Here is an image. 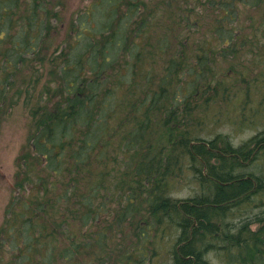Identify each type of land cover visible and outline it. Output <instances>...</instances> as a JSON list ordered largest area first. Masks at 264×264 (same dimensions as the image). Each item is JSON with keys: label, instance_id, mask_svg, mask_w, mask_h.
Instances as JSON below:
<instances>
[{"label": "trees", "instance_id": "16d2710c", "mask_svg": "<svg viewBox=\"0 0 264 264\" xmlns=\"http://www.w3.org/2000/svg\"><path fill=\"white\" fill-rule=\"evenodd\" d=\"M188 3L191 7L185 1L177 9L168 4L172 25L161 30L170 38L154 43L146 35L152 27L144 14L152 7L149 0H91L76 19L64 23L60 7L65 11L67 6L62 0H0V123L18 106L29 119L0 227V264H78L79 252L88 255L91 244L103 247L107 233L93 238L89 227L104 216L107 203L97 210L91 205L97 188L105 191L111 184L110 194L129 190L124 213L110 215L108 229L124 241V230L132 228L139 246L126 259L118 257L117 264L149 263L142 245L148 244L146 232L156 226L164 236L174 225L180 231L170 264H210L206 250L221 245L232 257L228 264H247L248 252L249 257L258 254L251 248L256 233L243 226L230 235L220 223L230 206L247 201L263 187L253 173L237 171L252 162L249 145L253 152L264 148V129L239 146L226 137L214 141L192 133L189 139L172 135L183 132L179 127L189 117L187 103L212 91L208 77L215 75L210 74L217 55L233 52V47L228 53L223 48L233 38L232 28L223 23L230 20L236 2ZM202 5L217 11L210 24L201 23L202 14L194 11ZM205 26L218 37L210 35V40L195 45L190 41L192 29ZM216 40H224V51ZM34 58L46 62L36 64ZM154 59L161 60V71L155 69ZM25 65L30 68L26 81L21 80L26 88L17 86L12 99L11 88ZM226 72L236 83L243 82L241 75ZM159 126L167 131L166 147L155 140ZM184 147L193 162L202 164L200 158L211 150L221 165L216 169L205 163L203 178L213 183L211 194L172 201L169 181L176 171L170 165L176 163L175 149L183 152ZM137 199L144 204L137 205ZM61 204H66L65 212ZM142 211L145 215L136 219ZM112 244L116 250L122 247L114 240ZM231 248L238 253L231 256ZM260 260L259 255L253 258L254 264Z\"/></svg>", "mask_w": 264, "mask_h": 264}, {"label": "rangeland", "instance_id": "374dc122", "mask_svg": "<svg viewBox=\"0 0 264 264\" xmlns=\"http://www.w3.org/2000/svg\"><path fill=\"white\" fill-rule=\"evenodd\" d=\"M61 1V0H60ZM149 7L152 10L146 11L144 14L149 17L152 27L157 28L156 32L152 31V27L149 25L146 30L147 38L152 42L160 41L163 36L170 38V34L162 35L161 28L171 26L170 8L168 4L174 5V9H177L178 5H187L190 0H149ZM235 5L232 6V13L230 20L223 23V27H229L233 30V38L227 39L228 45L223 48L230 51V47H233V52L227 54V56L218 54L217 66L213 67L211 74L214 76L208 77L212 83V91H208L206 97L193 99L187 103L190 114L188 119L180 125L179 129L183 130L179 135L176 132H172L173 136L189 139L190 133L197 135L200 138L206 140H216L226 137L232 145L239 146L241 144H247L255 135L264 129V0H234ZM91 0H62V4L66 7H60V18L63 19V23L66 21L76 19L78 12L81 8L89 4ZM193 2V1H192ZM195 12L202 14L200 20L203 24H210V18L215 16L217 11L211 10L207 5H202L194 10ZM221 12V13H220ZM220 15L224 16V12L220 11ZM218 13V14H219ZM73 15V16H72ZM166 32H169L166 30ZM212 32V31H211ZM225 34L224 31L221 33ZM217 36L216 33L209 32L207 26L202 27L199 31L192 29L190 41L195 45L204 44L207 40L211 39V36ZM61 37L59 38V41ZM217 46L222 48V43L218 40ZM220 44V45H219ZM218 48V47H217ZM221 51H224V49ZM235 48V49H234ZM47 56V52H44ZM222 55V56H221ZM145 58L147 56L145 55ZM155 60V69H159L161 60ZM36 64L46 62V60L32 59ZM41 62V63H40ZM48 70V64H44ZM30 66V64H29ZM29 67L24 66L18 72L17 82L12 86V99H15V88L20 86L26 88L22 81L25 80V74L28 75ZM42 69V68H41ZM216 70V71H215ZM233 73L236 76H240L243 82L239 83L234 80L235 76L230 77L226 72ZM42 78V77H41ZM218 85V86H217ZM38 87L41 88L40 83ZM247 93L246 97H242L244 93ZM210 101H207V98ZM246 99V100H245ZM6 119L0 123V227L3 224V217L6 207L11 199L10 187L12 177L16 173L14 160L17 156L20 146L24 143L26 135L29 130V119L23 113L20 106L16 110L11 112L5 117ZM159 132L156 134V142L166 147L165 138L167 131L163 130L162 126L158 127ZM164 140L162 141V139ZM162 141V142H161ZM218 148L221 149V144L218 142ZM189 146H193L191 143ZM248 150L251 152L252 162L244 163L243 166L237 171L240 173H253V178L261 179L263 187L256 195L248 197L247 201L240 202L237 205L230 206L225 218L221 221L220 225L222 230L225 231L226 227L229 228V234L235 235L237 231L245 226L252 233L257 235L253 237L256 242L251 246L256 253L253 255L250 252L247 253L245 261L247 264H254L253 258L256 255L261 257L260 262L257 264H264V148L258 152H253V145H249ZM173 148V147H169ZM203 149V148H202ZM244 149V151H247ZM217 150V149H216ZM183 152L175 149V161L170 168L176 171V177L172 178L169 185V194L172 197V201H187L198 196L211 194L214 190V185L208 178L204 180L203 174L206 175L207 166L218 169L221 165L220 159L211 150L203 155L200 160L204 163L201 164L197 161H192L187 155V148L184 147ZM167 153L168 150H165ZM249 153V152H248ZM232 160V159H226ZM112 184L105 191L101 188H97V193L92 199V207L97 210L103 202L107 203V212L104 216L98 218V221L92 224L90 235L94 238L95 235L100 233H107L104 237V246H94L91 244V249L88 255L78 253V264H99L97 258L100 259V264H117L120 260L126 259L127 255L133 252V249H137L138 239L133 237V229H125L123 232L124 241L119 238H114V234H111V230L108 229L110 225V215L121 216L124 213V208L128 203L126 195L127 190H117V194H110L112 192ZM256 187H253L254 193ZM248 192V193H250ZM244 194L243 198L248 194ZM241 198V199H243ZM142 199V198H139ZM139 199L136 200L137 205H143ZM240 199V198H236ZM62 212L66 211V204H61ZM140 214L136 219L145 215V212ZM260 215V217H255ZM255 219L258 222L248 224L250 220ZM174 229L169 230L164 236L160 232V228L156 226V229L152 228L148 230L145 235L149 237L148 244L142 245V253L147 254V258L150 259L149 263L145 264H170L173 262V252L177 244V237L180 233L179 229L174 225ZM234 227V228H232ZM245 229V228H244ZM89 232V231H87ZM150 232V233H149ZM149 233V234H148ZM90 238V237H89ZM131 238L130 240H128ZM197 239V237H196ZM78 240L80 234H78ZM85 240V239H82ZM121 244L120 250H116V246L113 247L112 241ZM198 240V239H197ZM210 242V241H209ZM142 244V243H141ZM223 246H217V248L209 247L206 250L204 256L207 263L210 264H228L230 261V255L226 254L221 248ZM260 248V251L257 250ZM220 249V250H219ZM234 256L238 253L237 248H231ZM237 250V253H236ZM94 261V262H93Z\"/></svg>", "mask_w": 264, "mask_h": 264}]
</instances>
